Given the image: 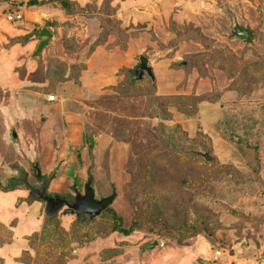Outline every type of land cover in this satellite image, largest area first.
Wrapping results in <instances>:
<instances>
[{
	"label": "rangeland",
	"instance_id": "rangeland-1",
	"mask_svg": "<svg viewBox=\"0 0 264 264\" xmlns=\"http://www.w3.org/2000/svg\"><path fill=\"white\" fill-rule=\"evenodd\" d=\"M69 14L58 25L83 35L81 25L95 23L88 42L109 39L126 64L101 93L79 85L82 65L57 56L30 75L19 68L44 103H58L57 88L74 80L69 97L84 132L70 157L62 120L35 112L9 131L20 152L15 181L36 202L20 200L3 216L0 244L16 237L20 246L0 264H264V0H94ZM65 44L79 50L74 39ZM141 57L154 81L138 79ZM90 177L97 198L116 192L105 212L92 221L66 207L47 216L54 208L39 200L44 188L72 203L74 185L84 194ZM54 180L67 190L50 192ZM120 225L130 235L114 230Z\"/></svg>",
	"mask_w": 264,
	"mask_h": 264
},
{
	"label": "crops",
	"instance_id": "crops-1",
	"mask_svg": "<svg viewBox=\"0 0 264 264\" xmlns=\"http://www.w3.org/2000/svg\"><path fill=\"white\" fill-rule=\"evenodd\" d=\"M33 1L36 4L32 5ZM93 1L69 0V2L81 8L90 5V3L92 4ZM15 9L20 10L24 15V20L20 23L7 21V15ZM69 15V12L57 0H0V90L6 93L0 102L1 185H7L15 179V171L12 170L10 165L14 161H19L18 156L20 155L13 141L16 137V132L14 131L12 136H9V131L11 128L28 123L35 112H43L48 117V120L55 122L62 120L67 123V129L70 133L63 137L64 141H66L64 155L70 153L68 151L70 146L79 144L84 132V128L78 123L79 115L77 114L78 111H76L78 104L75 102L71 103L74 98L69 97L71 87L68 86L74 84V80L67 78L57 88L59 93L58 103H44L42 97H40L41 95L37 92H31V88L27 85L28 81L21 78L18 72L19 68H25L29 75L33 74L40 68V61L43 62L45 56L53 55L66 62H71V64L82 65L78 80L79 85L87 86L92 83L91 86L97 93H101L120 82V73L126 64L124 49L120 47L111 49L109 39H106L104 43H97V38L88 42L89 36L99 32L95 23L91 25V28L85 23L82 24V31L87 33L83 35L78 34L79 29H65L64 24L58 25V23L64 22L66 17H69L67 20H70L71 16ZM89 20L93 19L89 18L87 21L89 22ZM42 28H47L53 34V38L49 41V46L43 49L39 58H34L33 54L40 43V39H38L39 30ZM99 29L101 32L102 29ZM63 31L67 32V34L61 35ZM61 39L63 40L62 43ZM73 39L75 44L79 46L78 51L77 47L70 50L65 47L66 41H72ZM60 43L61 45L59 46ZM48 62L47 60V64ZM91 77H94L92 82L89 80ZM11 150L17 154H12ZM36 164L39 166L38 162ZM5 182L8 183L5 184ZM66 190L59 188L55 180L49 184L50 192L59 194ZM29 191L27 185H21L15 190L0 191V224L8 225L9 219H4V217L13 215L14 207L18 201L25 199V202L30 204L36 202L35 200L32 202L28 201L31 196ZM27 194L29 195L28 197H26ZM39 200L42 201L40 198ZM17 212L20 211L17 210ZM20 216L23 218H21V225H33L29 223L30 219L28 221L24 215ZM18 235L20 234L18 229H16L15 236L18 237ZM17 242L19 241L15 237L10 244L8 242L0 244V257L4 258L8 254L15 252V246H20L17 245Z\"/></svg>",
	"mask_w": 264,
	"mask_h": 264
},
{
	"label": "water",
	"instance_id": "water-1",
	"mask_svg": "<svg viewBox=\"0 0 264 264\" xmlns=\"http://www.w3.org/2000/svg\"><path fill=\"white\" fill-rule=\"evenodd\" d=\"M234 31L237 37H244V39L249 38V32L243 30L237 25L234 26ZM53 38V34L47 29L42 28L39 30L38 39L40 43L33 54L34 58H39L43 49L49 46V41ZM136 74L138 79L142 80L144 75L147 74L153 81L155 79L153 69L149 66V60L146 57L140 58V65L136 68ZM37 171V176L41 177V170L38 164L35 165ZM75 191L74 201L69 203L67 200L61 198L60 196L49 197L46 195V189L44 188L43 193L40 195V199L47 204L46 208L53 207L54 211L52 215L57 214L62 211L64 207V214L76 215L79 218L81 215H86L89 217V220L92 221L98 216L101 215L103 211L108 209L116 198V192L109 197L97 198L95 189L93 187V178L90 177L85 185V193L82 194L78 191L76 184L73 187ZM48 214V212H47ZM158 243L150 245L147 249H152L154 246H157ZM203 264H213L209 261H203Z\"/></svg>",
	"mask_w": 264,
	"mask_h": 264
},
{
	"label": "trees",
	"instance_id": "trees-1",
	"mask_svg": "<svg viewBox=\"0 0 264 264\" xmlns=\"http://www.w3.org/2000/svg\"><path fill=\"white\" fill-rule=\"evenodd\" d=\"M57 1H59L63 6H64V8L70 13V11L72 10V8H73V6H77V5H75V4H73V3H71V2H69V0H57ZM33 4H36V2L35 1H33L32 2V5ZM249 32V31H248ZM249 36H250V33H249ZM58 60H56V64H59L58 62H57ZM40 63H41V61H40ZM42 64V63H41ZM136 72V71H135ZM37 172V171H36ZM22 184H24V185H27V183H19V182H17V181H15V179L14 180H12L9 184H7V185H1L0 184V191H10V190H15V189H17V188H19V186H21ZM48 196V195H47ZM35 199L34 198H32V195L28 198V201H30V202H32V201H34ZM66 200V199H65ZM107 210V209H106ZM105 210V211H106ZM105 211H103V212H105ZM47 216L49 217V218H54V215H50V214H47ZM115 216V215H114ZM118 218V220L119 221H121V219L119 218V217H117ZM115 231H117V232H122V233H124L125 235H130V233L132 232V230H123L122 229V225H120L119 227H117V228H115L114 229Z\"/></svg>",
	"mask_w": 264,
	"mask_h": 264
},
{
	"label": "built area",
	"instance_id": "built-area-1",
	"mask_svg": "<svg viewBox=\"0 0 264 264\" xmlns=\"http://www.w3.org/2000/svg\"><path fill=\"white\" fill-rule=\"evenodd\" d=\"M24 20V15L20 10L17 11H12L11 13H9L7 15V21L10 23H20ZM51 100H54V97H51ZM219 256H221V252L216 253V259L219 258Z\"/></svg>",
	"mask_w": 264,
	"mask_h": 264
},
{
	"label": "bare ground",
	"instance_id": "bare-ground-1",
	"mask_svg": "<svg viewBox=\"0 0 264 264\" xmlns=\"http://www.w3.org/2000/svg\"><path fill=\"white\" fill-rule=\"evenodd\" d=\"M120 157V156H119Z\"/></svg>",
	"mask_w": 264,
	"mask_h": 264
}]
</instances>
